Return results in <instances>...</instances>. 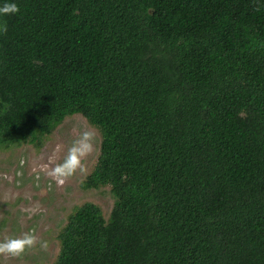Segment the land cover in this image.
Here are the masks:
<instances>
[{"label":"trees","instance_id":"obj_1","mask_svg":"<svg viewBox=\"0 0 264 264\" xmlns=\"http://www.w3.org/2000/svg\"><path fill=\"white\" fill-rule=\"evenodd\" d=\"M0 147L102 133L54 264H264V0H0Z\"/></svg>","mask_w":264,"mask_h":264},{"label":"rangeland","instance_id":"obj_2","mask_svg":"<svg viewBox=\"0 0 264 264\" xmlns=\"http://www.w3.org/2000/svg\"><path fill=\"white\" fill-rule=\"evenodd\" d=\"M88 129L97 136L94 152L83 161L86 171H77L63 186H57L41 170L42 166H53L50 158L62 162L73 140ZM101 142V130L81 113H75L66 116L50 134L42 136L38 144L0 147V240L20 237L35 229L36 236L48 242L47 251L37 245L17 257L0 255V264H54L61 248L60 233L75 208L85 202L99 205L104 216L109 217L115 202L110 186L84 188L82 185L98 162ZM37 204L40 211L29 216L27 210Z\"/></svg>","mask_w":264,"mask_h":264},{"label":"clouds","instance_id":"obj_3","mask_svg":"<svg viewBox=\"0 0 264 264\" xmlns=\"http://www.w3.org/2000/svg\"><path fill=\"white\" fill-rule=\"evenodd\" d=\"M19 12V7L13 2H5L0 6V16L13 15ZM0 33H7V24H0ZM97 133L92 130H84L79 133L77 138L73 140L71 147L68 148L67 154L62 162L56 163L50 158L49 165L42 166L41 170L54 181L57 186H63L66 180L72 177L77 171L84 173L86 171L83 161L91 155L95 148ZM60 146L57 147L59 151ZM51 187V185H49ZM29 216L40 211V206H36L27 210ZM39 245L42 251H47L48 242L41 240L35 234V229L25 232L20 237H5L0 240V255L17 257L22 255L26 249Z\"/></svg>","mask_w":264,"mask_h":264}]
</instances>
